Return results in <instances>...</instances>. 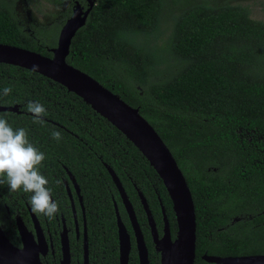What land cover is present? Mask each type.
I'll return each instance as SVG.
<instances>
[{
  "label": "trees",
  "instance_id": "1",
  "mask_svg": "<svg viewBox=\"0 0 264 264\" xmlns=\"http://www.w3.org/2000/svg\"><path fill=\"white\" fill-rule=\"evenodd\" d=\"M168 2L96 0L66 62L137 108L172 154L194 206V264H211L204 255H264V23L238 3L187 0L170 13L171 29L162 38ZM17 3L0 0V44L52 57L60 25L25 30ZM5 87L12 88L8 96ZM29 101L47 109L43 124L33 122ZM14 106L20 113L0 115L13 129H26L46 154L41 172L52 187L68 178L65 171L71 174L93 205L92 228H104L109 246L116 244L112 198L119 203V197L106 167L140 224L136 189L160 223L156 190L175 237L171 203L155 171L82 99L37 73L0 64V107ZM54 131L61 140L53 139ZM23 194L0 185V221L6 208L12 215L24 207Z\"/></svg>",
  "mask_w": 264,
  "mask_h": 264
},
{
  "label": "water",
  "instance_id": "2",
  "mask_svg": "<svg viewBox=\"0 0 264 264\" xmlns=\"http://www.w3.org/2000/svg\"><path fill=\"white\" fill-rule=\"evenodd\" d=\"M95 1L88 0V8L85 11H82V8L78 5L74 6L70 18L59 31L56 47L51 50L52 57H44L29 50L0 44V64L20 67L58 83L68 92L82 99L95 113L107 120L132 143L161 180L171 201L177 225V232L173 241L170 240L167 234L159 242L154 236V242L157 243V248L161 253V264H194L196 242L194 206L187 183L172 154L152 126L141 117L137 108H132L118 95L104 88L93 78L66 62L71 40L76 32L84 26ZM34 65L39 66L38 70H33ZM93 103L112 115L119 121L121 126L104 115ZM0 112L20 113L16 106L0 107ZM106 170L121 197L126 213L132 223L141 262L146 264L145 246L130 202L114 172L109 167H106ZM68 175L75 183L71 174L68 173ZM138 196L153 229L154 226L146 201L140 192H138ZM17 227L24 249L21 250L12 246L0 228V264H33L31 260L37 259L36 255L34 257V254L31 253L32 248L30 246H32V243L30 238L29 242L25 241L26 233L19 220L17 221ZM118 227L120 229L119 239L123 252L120 264H127L128 237L124 230H121L119 219ZM166 230L167 224L165 223ZM168 244L175 246V261L168 252ZM202 260L211 264H264V255L227 258L204 255Z\"/></svg>",
  "mask_w": 264,
  "mask_h": 264
},
{
  "label": "flooded vegetation",
  "instance_id": "3",
  "mask_svg": "<svg viewBox=\"0 0 264 264\" xmlns=\"http://www.w3.org/2000/svg\"><path fill=\"white\" fill-rule=\"evenodd\" d=\"M72 3V6L78 5L83 10L88 8V0H72ZM65 172L68 177L67 179L61 178V183L59 185L53 182V198L59 201L61 205V210L55 218L50 220L43 215L35 214L29 205L30 203H28L30 194H23L19 198L23 201L24 207L16 208V211H14L12 215L6 208L7 216L1 219L0 228L10 244L18 249H24V244L17 227V221L19 220V223L21 222L26 233L25 241L29 242L30 238L32 243V246H30V248H32L31 253L34 254V257L35 255L37 257L36 260H31L33 264H120L123 252L119 239V219L121 230H124L128 237L129 248L126 255L127 264H142L132 223L126 213L117 189L119 203L112 198V210L116 228V244L113 243V245L109 246L104 228H92L91 210L93 205L86 202V199L81 195L80 187L77 182L74 180L75 183H73L69 178L68 172ZM138 192L140 191L136 189L138 202L144 216V222L142 219L141 224L138 222L134 205L129 201L126 192L125 194L130 202L142 235L146 250V264H161V253L157 248V243L154 242V236L158 242L162 240L166 234L171 241H173L175 237L172 238V232L166 216V209L164 208L161 198L157 195L156 190H154L156 194L155 203L159 209L161 217L160 223L159 221H155L146 202L152 218L153 229L150 226ZM94 208L96 209V207ZM18 209H20V211H18ZM165 223L167 224L166 231ZM176 232L177 225L175 236Z\"/></svg>",
  "mask_w": 264,
  "mask_h": 264
},
{
  "label": "clouds",
  "instance_id": "4",
  "mask_svg": "<svg viewBox=\"0 0 264 264\" xmlns=\"http://www.w3.org/2000/svg\"><path fill=\"white\" fill-rule=\"evenodd\" d=\"M38 68V65L33 66V70ZM11 92V87H5L2 95L8 96ZM26 109L32 114L34 123H44L43 117L48 112L43 104L29 101ZM52 137L57 141L62 139L59 131H54ZM46 160V154L30 141L26 129H13L8 120L0 115V185L7 184L12 192L30 194L32 211L51 220L59 214L61 205L53 198L52 182L41 172ZM54 183L59 185L61 181Z\"/></svg>",
  "mask_w": 264,
  "mask_h": 264
},
{
  "label": "rangeland",
  "instance_id": "5",
  "mask_svg": "<svg viewBox=\"0 0 264 264\" xmlns=\"http://www.w3.org/2000/svg\"><path fill=\"white\" fill-rule=\"evenodd\" d=\"M186 1L169 0L162 38H166L171 29L170 13L174 14L177 10L184 9L187 6ZM226 1L246 7L252 20L264 23V0H216L217 4ZM72 5V0H18L15 10L25 30L29 31L31 27L44 29L52 24L60 25L61 29L71 16L74 7Z\"/></svg>",
  "mask_w": 264,
  "mask_h": 264
},
{
  "label": "bare ground",
  "instance_id": "6",
  "mask_svg": "<svg viewBox=\"0 0 264 264\" xmlns=\"http://www.w3.org/2000/svg\"><path fill=\"white\" fill-rule=\"evenodd\" d=\"M94 106H96L98 109H100L102 111V113L104 115H106L107 117H109L114 123H116L117 125L121 126L119 121L116 120L112 115H110L107 111H105L103 108H101L100 106L96 105L95 103H93ZM168 252L170 254V256L172 257V259L175 261V246L172 244H168Z\"/></svg>",
  "mask_w": 264,
  "mask_h": 264
}]
</instances>
